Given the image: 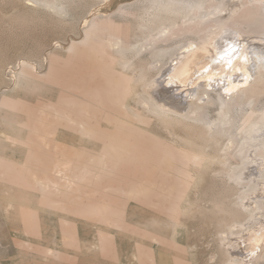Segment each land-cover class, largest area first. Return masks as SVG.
Masks as SVG:
<instances>
[{"label":"rangeland","instance_id":"374dc122","mask_svg":"<svg viewBox=\"0 0 264 264\" xmlns=\"http://www.w3.org/2000/svg\"><path fill=\"white\" fill-rule=\"evenodd\" d=\"M109 1L54 0L62 9L56 12L42 0H0V116L18 113L24 118L27 127L21 128L10 119L12 129L8 132L16 135L14 139L17 133H24L30 147L21 163L3 158L4 142L0 141V264H228L225 261L228 252L220 241L226 236V232L222 233L224 223L230 225L231 221L235 224L233 230L238 231L258 219L249 221L248 214L244 217L246 210L238 204L245 186L236 184V187L232 180L218 173L227 158L222 154L234 149L225 150L228 144L225 137L217 147L210 143L204 149L202 137H197L202 130L199 125L185 129L186 126L157 119L144 100L149 99L147 83L131 80L140 67L149 69L148 80L155 77L160 63L155 62L152 49L182 40L181 31L186 26L181 23L175 26L167 35L168 42H153L152 47L142 49L131 59V67L122 70L117 63L120 54L115 56L107 41L114 37L125 44L133 42L134 34L138 33L136 14L147 3L117 0L116 4L106 5ZM149 12L145 20L152 17L153 11ZM94 23L99 28H90ZM85 31L96 48L92 45L85 48L79 43L85 38ZM173 33L179 36L171 37ZM141 41L148 45L150 38H140L138 46ZM73 43H77V48L70 51L68 46ZM126 55L131 58L132 51L125 52ZM18 72L41 90L11 94L12 81ZM117 80H125L131 93L122 96L121 92L116 94L109 89L110 83ZM212 95L217 99L215 92ZM72 99H81L83 107L91 105L95 117H110L111 125L125 122L135 133L138 146L122 143L126 151L123 159L118 156L96 161L91 167L86 166L89 173L75 171L73 156H64L60 147L61 138L73 136L71 129L63 133L60 124L62 102ZM219 113V105L212 102L203 115L214 121ZM237 120V127L232 128L235 134L239 132ZM188 136L196 142L193 147L180 140ZM237 136L239 140L241 136ZM17 144L15 141L13 151L22 152ZM112 145L110 140L108 152ZM235 147L236 144L232 148ZM158 149L175 153L177 159L182 152L189 156L191 151L201 154L203 150L207 157L201 166L188 158L181 164L180 159L165 164ZM74 151L85 158L79 150ZM230 160L234 162L232 166L240 163L233 157ZM82 163L87 161L80 163L85 165ZM188 175L191 176L188 185L180 184ZM38 183L54 187L60 194L41 193L35 188ZM6 186L27 188L36 194L39 207L66 217L54 215L57 221L52 223L51 217L37 208L36 219L28 221L24 213L31 210L27 208L5 210L2 200ZM45 197L56 208L44 206ZM90 205L99 206L102 213H87L85 207ZM153 218L169 226L148 229L144 224ZM235 220L245 226H238ZM257 262L264 264V260Z\"/></svg>","mask_w":264,"mask_h":264},{"label":"bare ground","instance_id":"6f19581e","mask_svg":"<svg viewBox=\"0 0 264 264\" xmlns=\"http://www.w3.org/2000/svg\"><path fill=\"white\" fill-rule=\"evenodd\" d=\"M142 1L147 4L143 5L140 12L136 14L138 21L135 28L138 33L134 34L135 40L125 44L121 39L111 37L107 44L112 48L115 56L120 54L117 63L122 67V70H127L131 67V59L137 56L142 49L152 47L153 42L156 41L168 42L169 32L180 23L185 24L186 30L181 31L182 40L166 47L157 46L152 49L155 62L160 63L156 76L150 75L148 80L149 69L145 70L140 67L133 72L131 80L147 83L149 99L144 98L145 103L152 114L163 123L183 125V127L186 126L185 129L187 126L191 129L190 126L193 128L194 125H199L202 130H200L201 133L198 132L201 135H197V137H202L200 139L204 142V149H208L210 143H214L216 146L222 142L220 140H225L224 137L228 140L225 150H234L227 152V155L226 153L222 154L227 158H222L224 160L223 169L216 172L228 177L235 186L236 184L245 186L238 204L240 208L246 210L244 217L248 214L249 221L258 219L238 231L233 230L235 224H232L231 221L230 225L225 222L224 225L228 231L223 226L225 231L222 230V233L226 232V236L220 238V241L223 242L226 253H228L223 252L225 249H221V252L227 255L225 261H228V264H254V262L264 260V0ZM42 2L46 7L56 12L62 11L55 4L56 1L54 3V0H42ZM116 2L117 0H110L106 5L116 4ZM150 10L153 11V15L150 19L145 20V15L150 13ZM191 13L192 15H190ZM186 18L187 20L183 21ZM95 27L98 26L94 23L90 28ZM178 36L173 33L171 37ZM140 38H150L148 45H144L141 41L138 46ZM79 43L85 48L90 45L94 46L86 31L85 38ZM177 44H179L178 47H176ZM76 45L77 43H73L70 47L68 46L69 50L75 51ZM130 51H132V55L131 58H128L129 56H125V52ZM157 81L159 82L157 83ZM12 82L11 90L9 89L11 94L41 90L39 85L22 72H18ZM109 89L115 90L116 94L121 92L122 96L131 93L125 80L110 83ZM150 91L154 94L151 95ZM214 92L217 99L212 97ZM10 98L4 103L5 106ZM212 102L220 107L219 116L214 121H210L207 115H203L206 106ZM62 103L61 131L65 133V129H71L73 136L66 139L68 137L65 135L64 138H61L60 147L64 156H73L72 162L75 163V171L87 173L85 168L79 164L83 160H87V163L91 165L96 161L104 162L108 159H116L118 156L123 159L126 151L124 152L122 143H125L126 146H134V144L138 146L135 133L133 134L125 122L111 125L108 122L110 117H95L91 105L83 107L81 99L67 100ZM99 104L104 108L107 107L103 103ZM10 114L11 116L7 114L0 116V141L4 142L2 156L4 159L23 163V156L30 149L28 139L24 133H17L16 139L13 137L16 135L11 136L12 134L8 132L12 127L10 119L19 124L21 128L27 126L20 114ZM236 120L240 121L238 134L232 130L233 127H237ZM228 125H230L229 128H223ZM237 135L241 136L239 140ZM191 139L193 140V138ZM110 140L113 141V147L108 152L107 147L110 145ZM180 140L185 145L192 147L196 143L194 140H190L189 136ZM15 141L19 147L21 146L22 152L13 151ZM235 144L236 147L232 148ZM70 150H79L85 158L80 157L76 151L66 155V151ZM158 151L163 156L165 164L175 163L179 159L181 164L188 158L194 164L201 166L207 157L205 150L201 151V154L191 151L192 153L188 154L190 158L182 152L179 159L175 157V153L168 154L161 149ZM232 157L239 160L240 163L232 166L234 163L230 160ZM190 180L191 176L188 175V179L180 180V184L185 183L187 186ZM35 188L41 193L52 191L60 194L58 193L60 190L41 183H38ZM30 192L27 188L6 186L3 191L6 194L2 200L3 208L8 211H22L25 208L31 210V214L24 213L28 221L36 219L35 214L37 216V213L34 209L37 208L43 209L44 214L51 217L50 222L52 223L57 221L54 215L62 216L61 219L66 217L55 210L39 207L40 205L35 201L36 194ZM258 198L262 199L258 200ZM45 199L44 206L56 208L53 202H51L53 204L49 202L48 197ZM85 209L87 213H102L99 206L90 205ZM236 214H238L237 211ZM236 214H234L235 217ZM235 221L238 222V220ZM244 222L246 224L245 220ZM165 224L162 220L153 218L147 221L144 226L148 229H159L164 228ZM237 225L245 226L240 221ZM237 225L236 227H238ZM257 263L260 264V262Z\"/></svg>","mask_w":264,"mask_h":264},{"label":"crops","instance_id":"0c3cea01","mask_svg":"<svg viewBox=\"0 0 264 264\" xmlns=\"http://www.w3.org/2000/svg\"><path fill=\"white\" fill-rule=\"evenodd\" d=\"M68 149H70V148H68ZM87 161V160H86ZM80 164V163H79ZM82 164H85V163H82ZM87 164V165H86ZM85 165H82L84 168H85V170L87 171V169H86V166H88V167H91V165H89L88 163H86ZM81 165V164H80ZM85 173V172H84ZM87 173H89V171H87Z\"/></svg>","mask_w":264,"mask_h":264}]
</instances>
